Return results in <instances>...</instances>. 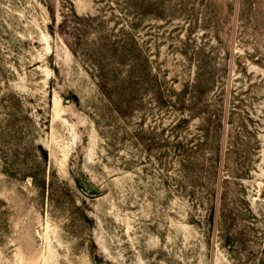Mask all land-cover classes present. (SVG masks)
<instances>
[{"label":"rangeland","instance_id":"obj_1","mask_svg":"<svg viewBox=\"0 0 264 264\" xmlns=\"http://www.w3.org/2000/svg\"><path fill=\"white\" fill-rule=\"evenodd\" d=\"M0 264H264V0H0Z\"/></svg>","mask_w":264,"mask_h":264}]
</instances>
